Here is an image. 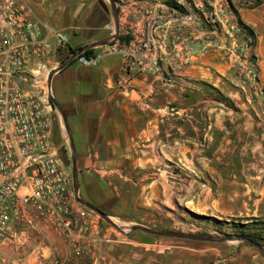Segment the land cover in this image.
Wrapping results in <instances>:
<instances>
[{
    "label": "crops",
    "instance_id": "1",
    "mask_svg": "<svg viewBox=\"0 0 264 264\" xmlns=\"http://www.w3.org/2000/svg\"><path fill=\"white\" fill-rule=\"evenodd\" d=\"M24 1L34 19L69 38L67 47L56 49L52 37L50 71L71 48L114 33L109 0ZM116 2L121 36L143 18L140 5L154 8L163 21L180 12L165 0ZM128 8L133 12L124 16L121 11ZM235 12L253 31L256 90L249 83L241 87L232 60L222 52L192 58L175 73H169L166 63L159 73L125 71L120 55L105 54L97 64L77 59L53 75L52 93L69 123L81 182L104 181L117 173L125 182L151 188L166 173V186L182 182L186 199L209 214L264 220V2ZM182 35L199 46L197 28L184 29ZM102 51L103 46L95 47L96 54ZM54 137L56 142L64 137L56 115ZM85 199L98 204L93 197ZM80 209L93 223L89 254L72 258L67 240L38 222L20 246L0 243V264H208V255L221 254L212 241L141 230L124 234Z\"/></svg>",
    "mask_w": 264,
    "mask_h": 264
},
{
    "label": "built area",
    "instance_id": "2",
    "mask_svg": "<svg viewBox=\"0 0 264 264\" xmlns=\"http://www.w3.org/2000/svg\"><path fill=\"white\" fill-rule=\"evenodd\" d=\"M176 1H183L186 11L169 21L140 5L143 18L127 28V40L117 39L103 45L102 52L79 55L78 60L94 65L105 54H118L125 71L159 73L166 63L169 73H175L192 58L222 52L232 60L241 87L249 83L256 90L254 37L235 9L264 0ZM121 12L127 16L133 11ZM193 27L201 31L197 47L182 35ZM52 37L56 49L69 44L66 34L34 19L24 0H0V243L20 246L26 231L42 222L63 236L70 256L79 259L91 252L93 223L75 204L72 173L54 137L55 108L48 86Z\"/></svg>",
    "mask_w": 264,
    "mask_h": 264
},
{
    "label": "rangeland",
    "instance_id": "3",
    "mask_svg": "<svg viewBox=\"0 0 264 264\" xmlns=\"http://www.w3.org/2000/svg\"><path fill=\"white\" fill-rule=\"evenodd\" d=\"M54 115L58 117V121L63 126L64 137L62 141L57 142L59 152L72 173L68 135L56 110ZM165 175L166 173L158 175L162 179L153 184L151 188L139 187L130 182H125L117 173L105 178L104 181L89 178L88 182L84 179L82 182L80 181V193L84 198L89 196L97 200L98 204L95 205L104 209L121 226L127 227L132 223H141L158 228L236 238L240 236L233 226L234 222L241 220V223H247L250 221L248 219H253V225L246 228L245 232L264 240V220L261 216L233 217L220 213L209 214L203 210L205 208L199 209L196 206L197 203H194V199L191 201L186 199L187 188L183 187L182 182L176 183L173 187L166 186L167 183L162 182L165 180ZM87 183H90L91 187H88ZM75 204L77 207H84L76 199ZM96 215L100 217L98 214ZM214 218L225 222L221 224L212 220ZM103 221L111 226L105 220ZM116 231L118 230L116 229ZM177 239L182 240L181 238ZM212 245H216L221 250V254L217 258L214 254L208 255V264H215V262L216 264H264V252L245 241H212ZM219 257H222L221 261Z\"/></svg>",
    "mask_w": 264,
    "mask_h": 264
},
{
    "label": "water",
    "instance_id": "4",
    "mask_svg": "<svg viewBox=\"0 0 264 264\" xmlns=\"http://www.w3.org/2000/svg\"><path fill=\"white\" fill-rule=\"evenodd\" d=\"M112 7L113 17H114V33L110 35L109 37L94 41L92 43H88L74 52L70 53V55L64 59L59 65H57L53 70L50 71L49 78H48V86L49 91L51 93V100L54 105L55 110L59 113L63 124L65 126L66 133L68 135V141L69 146L71 150V164H72V182H73V190L75 199L78 203L89 209L90 211L98 214L103 220H105L107 223H109L111 226L116 228L118 231L129 234L132 231L135 230H141L146 233L156 235V236H165V237H174V238H181V239H193V240H204V241H213V242H233V241H245L248 244L258 248L259 250L264 252V245L254 241L250 238L246 237H217L212 235H205V234H199V233H192V232H184V231H178V230H171V229H165V228H158V227H152L141 223H132L129 226H121L113 219L111 215H109L104 210L100 209L98 206H96L94 203L86 200L83 196H81L80 193V170L78 165V157L77 152L75 148V143L73 140V136L69 127V123L66 117V114L57 101V99L54 97L52 93V78L53 75L65 68L73 59L77 58L79 55H81L84 51L90 48H95L103 45L110 44L114 41H116L118 35H119V19H118V8H117V2L116 0H109Z\"/></svg>",
    "mask_w": 264,
    "mask_h": 264
},
{
    "label": "trees",
    "instance_id": "5",
    "mask_svg": "<svg viewBox=\"0 0 264 264\" xmlns=\"http://www.w3.org/2000/svg\"><path fill=\"white\" fill-rule=\"evenodd\" d=\"M165 3L166 4H168L169 6H171V7H173V8H176L177 10H179V11H182V12H184V11H186V9H185V7L181 4V3H178L176 0H165ZM242 24H244L242 21H240ZM245 25V24H244ZM245 27H246V29L248 30V32L251 34V35H253V31H252V29L251 28H249L247 25H245ZM129 37L126 35V36H121V35H119L118 36V40H127ZM78 48H80V47H74V48H71L70 49V53H72V52H74L75 50H77ZM95 54V48H90V49H87L86 51H84L81 55H85V56H91V55H94ZM80 55V56H81ZM78 59V57L77 58H75V59H73L70 63H72V62H74L75 60H77ZM99 207V206H98ZM100 208V207H99ZM100 209H102V208H100ZM102 210H104V209H102ZM105 211V210H104ZM106 212V211H105ZM212 220H214V221H216V222H219V223H221V224H224V222L225 221H222V220H219V219H212ZM248 220H250L249 222H247V223H241V220H237V221H235L234 222V224H233V226H234V228L235 229H237V233H238V235L240 236V237H246V238H250V239H252V240H254V241H257V242H259V243H261V244H263L264 245V240H261V239H258V238H256V237H254V236H252L251 234H248V233H246L245 231H246V228H249L251 225H253L252 224V222H253V219H248Z\"/></svg>",
    "mask_w": 264,
    "mask_h": 264
}]
</instances>
